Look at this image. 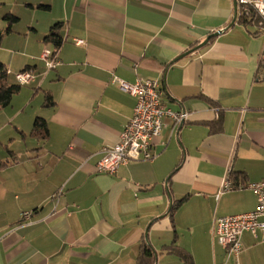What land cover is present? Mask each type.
<instances>
[{"label": "crops", "instance_id": "1", "mask_svg": "<svg viewBox=\"0 0 264 264\" xmlns=\"http://www.w3.org/2000/svg\"><path fill=\"white\" fill-rule=\"evenodd\" d=\"M15 2L8 12L21 9L22 18L13 14L18 21L25 14L28 27L21 49H7L0 61L14 80L29 67L36 77L0 111V264H137L143 243L156 255L153 264H184L174 247L194 264H236L214 222L256 209L248 184L264 180V31L257 22L237 16L232 24L235 0ZM56 23L59 48L44 41ZM46 49L60 61L49 71ZM115 77L158 79L165 108L188 117H164L155 158L108 174L98 163L136 105ZM45 91L54 105H44ZM38 116L48 123L46 139L32 135ZM228 170L242 177L219 194ZM240 242L239 264H264V230H246Z\"/></svg>", "mask_w": 264, "mask_h": 264}, {"label": "built area", "instance_id": "2", "mask_svg": "<svg viewBox=\"0 0 264 264\" xmlns=\"http://www.w3.org/2000/svg\"><path fill=\"white\" fill-rule=\"evenodd\" d=\"M237 16L245 22L256 21L261 31H264V0H236ZM77 44L83 40L76 39ZM41 58L45 61L47 71L55 69L60 63L52 51L46 49ZM10 72V71H8ZM35 71L29 67L15 74L17 83L30 84L35 79ZM260 78L264 80V68ZM113 82L128 91L136 98L134 114L125 124L120 135V140L114 146L107 148L102 159L98 163V170L108 174H114L120 166L131 161H148L155 158L152 153L153 141L160 136L164 127V117L171 116L176 123H181L188 117L186 111L174 112L165 108L162 102L163 87L158 79L138 78L135 83L128 84L123 80L114 78ZM231 170H228L224 178L219 194L234 188L230 179ZM248 187L257 195L256 209L217 217L214 222V235L218 242L225 248L227 260L233 259L239 264L242 251L241 235L248 230L256 233L264 230V180L249 183ZM26 212L24 215L29 216Z\"/></svg>", "mask_w": 264, "mask_h": 264}, {"label": "trees", "instance_id": "3", "mask_svg": "<svg viewBox=\"0 0 264 264\" xmlns=\"http://www.w3.org/2000/svg\"><path fill=\"white\" fill-rule=\"evenodd\" d=\"M47 7V6H43ZM4 20L7 22L6 32H10L12 25L18 21V16L15 14L8 12L5 13L3 16ZM242 21V19H240ZM62 27L61 23H56L51 27L50 32L48 35L44 38V41L46 42H52L56 48H59L62 44V37L60 34V29ZM3 38V33L0 31V43ZM22 89V85L17 82H12L10 79V74L8 72L7 66L0 61V111L4 109L5 107L9 106L12 102L13 97L20 92ZM55 101L52 96V94L49 91H45V101L44 105L51 106L54 105ZM220 120L216 121L215 124L213 123L212 129L217 130L220 126ZM32 135L39 139H46L49 136V128L48 123L46 119L43 117H36L33 129H32ZM6 165V162L0 161V169ZM232 173V179L234 181V187H238L237 180L242 177L239 172H231ZM181 201L174 202L172 206V211L175 210L179 205ZM172 251H175L183 260L184 264H194L193 257L190 253L178 248L174 247L172 248ZM154 256L156 257L154 251L152 248L148 245L143 243L141 246V251L137 259V264H153L154 263Z\"/></svg>", "mask_w": 264, "mask_h": 264}, {"label": "rangeland", "instance_id": "4", "mask_svg": "<svg viewBox=\"0 0 264 264\" xmlns=\"http://www.w3.org/2000/svg\"><path fill=\"white\" fill-rule=\"evenodd\" d=\"M15 0H0V8L2 11L8 12L10 11L9 9H11L12 7L16 6ZM18 9H20L18 7ZM21 9L20 12H17L16 9L15 11L13 10V12L16 13H21ZM12 12V13H13ZM3 13L0 14V31H2L3 33V38L0 44V59L2 60V57L6 54H8V50L7 49H14V48H19L21 49V44L23 42V38H24V33L25 31V26L28 27V25L25 22V17L26 15L23 14V19H20V21H18L17 23H15L13 25V29L12 32H10V34H8V32H6V27H7V22L3 19ZM20 17L22 18L21 14ZM23 51V50H20ZM25 53V52H23ZM12 82H17L16 80H14L13 78H10ZM27 87H29V85H22V90L27 89ZM228 262V261H227ZM227 264H233L232 261H230Z\"/></svg>", "mask_w": 264, "mask_h": 264}, {"label": "water", "instance_id": "5", "mask_svg": "<svg viewBox=\"0 0 264 264\" xmlns=\"http://www.w3.org/2000/svg\"><path fill=\"white\" fill-rule=\"evenodd\" d=\"M235 11H236V13H235V17H234V19H233V21H232V24L236 21V19H237V2H236V0H235ZM231 24V25H232ZM222 31H224L223 29L222 30H217V31H215V32H213V33H211V34H209L208 36H207V38L205 39V41L204 42H202L201 44H199L198 46H196V47H194L191 51H195V50H197V49H199L200 47H202L203 45H205L212 37H214V36H217V35H219Z\"/></svg>", "mask_w": 264, "mask_h": 264}]
</instances>
